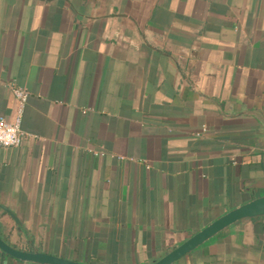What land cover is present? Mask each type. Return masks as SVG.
<instances>
[{"label":"crops","instance_id":"0c3cea01","mask_svg":"<svg viewBox=\"0 0 264 264\" xmlns=\"http://www.w3.org/2000/svg\"><path fill=\"white\" fill-rule=\"evenodd\" d=\"M0 235L149 264L264 193V0H0ZM0 264L21 262L0 250ZM174 264H264V216Z\"/></svg>","mask_w":264,"mask_h":264},{"label":"water","instance_id":"95a60500","mask_svg":"<svg viewBox=\"0 0 264 264\" xmlns=\"http://www.w3.org/2000/svg\"><path fill=\"white\" fill-rule=\"evenodd\" d=\"M261 216H264V193H262L260 189H256L253 191L251 200L231 209L214 221L208 223L182 243L172 247L164 255L153 260L149 264H174L180 258L191 253L198 247L228 232L232 227ZM0 250L12 258L26 263L90 264L43 252L34 245L29 250L19 249L8 243L1 235Z\"/></svg>","mask_w":264,"mask_h":264},{"label":"built area","instance_id":"2783aa9c","mask_svg":"<svg viewBox=\"0 0 264 264\" xmlns=\"http://www.w3.org/2000/svg\"><path fill=\"white\" fill-rule=\"evenodd\" d=\"M11 87L17 101V115L12 119L0 115V147H16L26 139H31L34 136L22 128V117L29 98V92L15 84Z\"/></svg>","mask_w":264,"mask_h":264}]
</instances>
